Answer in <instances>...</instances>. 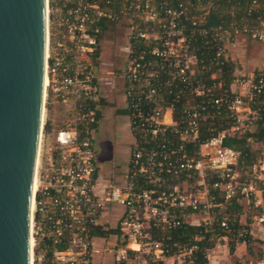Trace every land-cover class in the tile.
Wrapping results in <instances>:
<instances>
[{"label":"built area","instance_id":"2783aa9c","mask_svg":"<svg viewBox=\"0 0 264 264\" xmlns=\"http://www.w3.org/2000/svg\"><path fill=\"white\" fill-rule=\"evenodd\" d=\"M122 17L128 20L122 46L130 50L115 78L122 107L129 111L132 143L120 169L106 176L100 172L93 143L95 110L85 104H99L101 98L91 65L102 45V24ZM247 31L264 41V21ZM46 35V104H72L74 119L53 132L44 164L43 146L39 150L32 193L33 248L36 239L43 238L63 243L64 248H53L48 262L42 248L43 258L33 253L34 262L101 264L105 252L104 264H160L167 257L181 261V255L185 264H192L193 247L170 254L172 247L162 239L152 240L149 227L171 228L194 219V224L209 226L216 220L232 232L235 218L226 204L234 197L240 204L250 203L255 213L251 219L264 225L262 160L241 169L239 152L222 142L227 131L199 138L206 103L225 104L235 120L231 129L239 128L240 110L264 92V72L235 74L231 84L245 85L247 98L231 89L233 97L212 99L204 80L195 78L198 62L171 0H46ZM140 42L150 48L135 54ZM146 51L151 57H144ZM216 55L225 56L224 47H218ZM177 83L182 87L174 91L161 88ZM166 93L182 103L178 120ZM205 95L208 100L194 101ZM43 130L42 126V137ZM98 219H116L117 234H92ZM238 264H264V255L239 259Z\"/></svg>","mask_w":264,"mask_h":264},{"label":"trees","instance_id":"16d2710c","mask_svg":"<svg viewBox=\"0 0 264 264\" xmlns=\"http://www.w3.org/2000/svg\"><path fill=\"white\" fill-rule=\"evenodd\" d=\"M180 6L183 15L188 25L183 26L187 35L190 52L197 59V67L195 71V78L204 80L207 87L210 88L211 98L216 97H233L235 93L231 90L230 85L235 78V62L227 54L225 39L223 35L227 36L226 41L233 40L235 30L243 29L246 27V32H241L250 36L248 29L259 27L261 22L264 21V0H175ZM212 13L214 16L219 17L220 23L218 26L204 30L197 29L192 25L203 23L208 14ZM117 20H107L106 24H102L101 34L104 35L108 30L115 28ZM218 27V33L215 29ZM220 32V33H219ZM221 33H223L221 35ZM100 45L92 56V69L96 65L100 53ZM218 47H224L225 56L216 55ZM150 47H144L140 44L135 47L134 53H139L142 50H148ZM145 58L151 57L146 51ZM182 87V84L177 83L170 87L163 86V89H171L172 91ZM205 96H196L194 101L200 102L201 100H208ZM165 98L171 100L172 94H167ZM103 98H100L99 104L87 101L86 108L95 110V121L93 123V130L98 127L99 120L102 116V103ZM173 105V115L175 119H179L182 115V103L180 100H171ZM248 108L254 111L256 119L254 120L256 127L254 130H245L239 132V128L234 130L233 133L229 132L223 137L222 142L239 152L238 165L243 170L250 169L251 165L257 160V151L252 146V143H259L264 147V92L247 102ZM120 114L128 115L129 111L125 107L119 108ZM205 118L200 120L199 138L203 140L207 137L217 134L220 131H229L235 120L232 113L225 108V104L206 103L203 111ZM49 129L48 121L44 124V131ZM238 130V131H237ZM259 187L264 190V181L259 182ZM220 197H216L219 200ZM227 210L234 217V230L232 232L226 231L221 227L216 220L212 225H204L189 223L182 221L176 227L155 228L149 227L152 240L162 239L165 246H171L172 249L169 253H173L182 248L193 247L191 252L192 264H208V250L215 246L221 237L227 239V245L230 253L234 252L235 243H243L248 246L251 241V234L249 222L255 213H250L245 221H241L240 215L243 212L242 204H240L236 197L230 203H227ZM117 224L114 227H108L101 222L94 224L91 228V233L98 236H108L110 234H117ZM241 233V235H238ZM36 246L34 254L39 248L46 249L45 260L51 257L53 248L63 249L64 244H53L49 238L41 240L36 239ZM176 244V245H174ZM249 248V247H247ZM237 262V263H236ZM239 260H235L238 264ZM34 264H37L34 262ZM160 264H164L161 261Z\"/></svg>","mask_w":264,"mask_h":264},{"label":"water","instance_id":"95a60500","mask_svg":"<svg viewBox=\"0 0 264 264\" xmlns=\"http://www.w3.org/2000/svg\"><path fill=\"white\" fill-rule=\"evenodd\" d=\"M181 24L188 25L175 0ZM209 13L193 27L219 25ZM46 0H0V264H33L32 182L45 92Z\"/></svg>","mask_w":264,"mask_h":264},{"label":"rangeland","instance_id":"374dc122","mask_svg":"<svg viewBox=\"0 0 264 264\" xmlns=\"http://www.w3.org/2000/svg\"><path fill=\"white\" fill-rule=\"evenodd\" d=\"M127 22L128 20L122 17L121 20L115 25V28L108 30L102 37V43L104 45L102 47L103 49L100 48V51H103L107 60L103 69L105 74H107L109 71H113L117 77V74L122 71V68L125 66L129 57L130 49L122 46V44H126L128 38ZM215 31L218 33V27L215 29ZM222 34L223 33H221V35ZM222 38L225 39V45L228 51L227 53L235 62L236 66L234 73L236 75L247 76L252 73L264 72V41L254 39L251 36H246V34H242L239 31L234 34L233 40L229 42L226 41V35H223ZM98 69L99 60H97L96 65L92 69L94 75H98ZM236 90L245 98L249 96L247 94V87L245 85L236 87ZM103 99L102 107H115L116 102H108V98ZM119 99L120 97H116L118 102ZM72 108V104H69L67 107H63L58 104L45 103L42 126L44 127L45 122L48 121L49 129L47 131L43 130L44 136L42 137L41 134L40 137V148L43 146V155H41L43 164L46 161L45 158L47 155V149L52 143L53 132L59 128L67 127L70 123H72L74 119V111ZM254 113V111L248 108L240 110V125H238L239 132H243L245 130L252 131L255 129L256 124L254 120L256 119V115ZM126 123L127 117L124 116H122L120 121L117 120L115 125L113 120H108V122L101 120L100 124H98V127L92 132L96 157L100 172L102 174L106 175L111 170H119L122 161L124 162L128 157V153H126L125 148L131 146L132 137L129 135V130L127 127L122 128ZM228 132L231 134L234 132V129H230L227 131V133ZM252 146L257 151V160H262L264 163V147H262L259 143H252ZM40 148L38 149V153ZM242 207L243 212L240 215V219L241 221H245V219L249 217V214L253 212V209L251 208V204L247 203V201L242 202ZM98 222H101L103 225L108 227H114L116 225V219H98ZM249 225L251 241L249 242L248 246H246L244 243H235V248L240 246V244H244V246H241V248L238 249L237 253L241 256L239 259H255L264 255V225H261V227L260 225L258 226V223L253 219H250ZM217 243H220V239ZM35 256H40L41 259L43 258L41 248L36 251ZM107 256L108 255L105 252L101 254L99 259L101 264H104L103 261L105 258H107ZM218 256L220 257L222 264H231L230 261L232 264H235L236 257L230 258V256H228L227 253H224L223 251L219 253ZM180 259L181 261H178L177 258L173 257V263H171L185 264L183 255H181ZM37 264L45 263L42 260H38Z\"/></svg>","mask_w":264,"mask_h":264},{"label":"crops","instance_id":"0c3cea01","mask_svg":"<svg viewBox=\"0 0 264 264\" xmlns=\"http://www.w3.org/2000/svg\"><path fill=\"white\" fill-rule=\"evenodd\" d=\"M103 45L104 44L102 43V46L100 48H102ZM98 60H99V69H98V73H97L98 75H95V76H96V80L98 81V86H99L101 97L102 98H108V102L109 101L110 102H112V101L116 102V105L114 108L102 107V116H101L99 121L101 122V120H102L104 122H108V120H110V121L113 120L114 125H115V122L117 120L120 121L122 116L127 117L125 114L119 113V108H121L123 105V99H122L123 96L119 91L120 90L119 81L117 78L115 79V74L113 73V71H109L107 74H105L103 72L104 64L107 62V60H106V57L104 56V53L102 50L99 53ZM236 87H240V86H237L234 84L230 85V88L234 91H237ZM116 97H120L121 100L119 99V102H118L116 100ZM100 122L98 124H100ZM124 127L128 128V117H127V123L125 125H123L122 128H124ZM129 135H130V133H129ZM130 147L125 148L126 153H129ZM122 163H123V161H122ZM122 163H121V165H122ZM112 173H114L113 170L109 171L106 174V176H109ZM193 221L194 222H192V223H197L196 219H194ZM258 226H259V224H258ZM260 227H261V225H260ZM237 245H239V244H237ZM241 246H244V244H240V246L235 248L236 250H234L233 253H230L229 249H228V245H227V239L225 237H221L220 243H216L214 247H212L208 250V254H207L208 264H222L221 259L218 256L219 253H221L222 251L224 253H227V255L230 256V258L236 257L235 260H239V258H241V256L237 252H238V249L241 248ZM171 262L173 263L172 257H167L164 260V264H172ZM230 263L232 264L231 261H230Z\"/></svg>","mask_w":264,"mask_h":264},{"label":"bare ground","instance_id":"6f19581e","mask_svg":"<svg viewBox=\"0 0 264 264\" xmlns=\"http://www.w3.org/2000/svg\"><path fill=\"white\" fill-rule=\"evenodd\" d=\"M46 52H47V43H46ZM47 84H48V76H46V74H45V76H44V87H46ZM45 103H46V100H45V92H44L43 105H42V121H43ZM40 137H41V133H40ZM40 137H39L38 149L40 148ZM38 154L39 153H37V160H36L35 168L37 167V164H38ZM35 187H36V182H34V176H33L32 193H33ZM32 209H33V202L31 200V209L30 210L32 211ZM29 243H30V248L33 249L34 239L32 238L31 230H30V236H29ZM134 247H136V246H134ZM31 261H33V256L31 257Z\"/></svg>","mask_w":264,"mask_h":264}]
</instances>
